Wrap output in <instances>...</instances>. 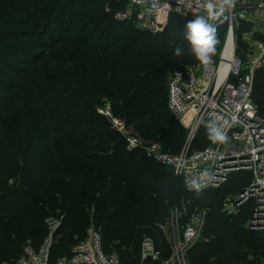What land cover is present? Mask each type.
<instances>
[{
  "label": "trees",
  "instance_id": "trees-1",
  "mask_svg": "<svg viewBox=\"0 0 264 264\" xmlns=\"http://www.w3.org/2000/svg\"><path fill=\"white\" fill-rule=\"evenodd\" d=\"M124 6L122 0H0V264H17L28 247L38 251L50 235L49 217L61 222L51 264L70 257L91 227L104 253L117 254L122 264L140 263L147 238L167 259L161 227L182 200L190 203L189 215L206 214L189 264H264V230L247 228L255 202L236 214L224 211L250 185L249 172L232 174L219 188L188 191L144 148L129 150L99 114L110 105L141 139L172 154L187 141L168 107V75L200 63L184 38L196 17L172 16L163 31L142 32L115 19ZM212 23L216 62L227 22ZM177 46L182 56L174 55ZM253 100L264 117V69L255 74ZM210 141L200 131L192 149Z\"/></svg>",
  "mask_w": 264,
  "mask_h": 264
},
{
  "label": "built area",
  "instance_id": "built-area-1",
  "mask_svg": "<svg viewBox=\"0 0 264 264\" xmlns=\"http://www.w3.org/2000/svg\"><path fill=\"white\" fill-rule=\"evenodd\" d=\"M122 1L125 6L115 13V19L130 22L142 32H161L172 16L206 15L203 7L206 0ZM220 20L227 22V32L218 60L186 71H175L168 81L169 110L187 130V141L178 154L165 151L157 142L145 143L113 114L110 105L98 112L125 139L129 150L144 148L148 158L168 168L182 180L188 191L196 192L190 189L188 182L205 170L213 179L200 192L219 188L234 173L249 172L250 185L236 198L228 200L224 211L229 215L236 214L241 206L253 200L256 206L247 228L261 231L264 230V117L254 103L253 90L256 72L264 69V0H235L234 6ZM242 25L261 27L242 34L247 44L246 56L239 53L236 44V33ZM213 121L224 132L226 140L210 141L205 148L193 150L198 133L207 132L206 125ZM203 213L199 227L187 225L181 234L174 223L177 214L172 212L171 221L161 227L170 244V257L162 259L153 240L147 238L142 243L139 264H189L187 253L201 239L206 216ZM46 223L50 230L48 239L38 251L26 248L25 256L17 264H51L50 249L61 222L49 217ZM170 224L173 230L168 236L166 229ZM54 264L122 263L117 254L104 253L100 232L91 227L86 239L72 249L71 256Z\"/></svg>",
  "mask_w": 264,
  "mask_h": 264
},
{
  "label": "clouds",
  "instance_id": "clouds-1",
  "mask_svg": "<svg viewBox=\"0 0 264 264\" xmlns=\"http://www.w3.org/2000/svg\"><path fill=\"white\" fill-rule=\"evenodd\" d=\"M235 0H206L203 7L206 15L196 16L190 20L185 28L184 38L187 40L194 58L203 65H208L216 51L217 26L212 21H219L225 12L234 6ZM184 49L175 47L174 55L182 56ZM208 138L213 142H224L226 136L215 121L207 125ZM213 179L209 171L205 170L197 178L191 179L188 184L199 194L201 188Z\"/></svg>",
  "mask_w": 264,
  "mask_h": 264
},
{
  "label": "rangeland",
  "instance_id": "rangeland-1",
  "mask_svg": "<svg viewBox=\"0 0 264 264\" xmlns=\"http://www.w3.org/2000/svg\"><path fill=\"white\" fill-rule=\"evenodd\" d=\"M110 10V5L107 6ZM106 7V8H107ZM108 8H107V11H108ZM120 8V7H119ZM109 12V11H108ZM168 24V23H167ZM166 24V26H167ZM165 26V27H166ZM165 27L161 30L163 31L165 29ZM241 28V27H240ZM254 29H257V30H260L261 27L259 25H255V27L253 26H247L244 30H243V33L244 32H248V31H252ZM240 33H236V44H237V47H238V50H239V53L244 54V56L247 55V44H245L244 42V37L243 35L241 34V36H239ZM241 40H240V39ZM258 40V39H257ZM225 42H226V37H225V40H223V47L225 45ZM223 49V48H222ZM201 65V63H199L198 65H188L187 66V69L189 68H197ZM177 71V70H176ZM175 72V71H174ZM174 72H171L168 76V79L170 78V76L174 73ZM129 131H134L133 129H129ZM145 143H148L146 141H144ZM236 198V197H234ZM233 198V199H234ZM233 199H229L230 201L233 200ZM190 203H187L185 202L184 200L181 201V205L180 207L181 208H175L173 210V213L177 214V217L174 218V223H175V227L179 229L180 233L183 234L185 232V230L187 229V225L189 226H194V227H199V225L201 224L203 218H204V213L203 212H198L196 214H192V215H189V213L186 211V208L187 206H189ZM181 209V210H180ZM183 219H185V226H183L184 224L182 223ZM171 221V217L169 219L168 222ZM172 227H171V224L169 225L168 229H166V232H167V235L169 236L171 231H172Z\"/></svg>",
  "mask_w": 264,
  "mask_h": 264
},
{
  "label": "water",
  "instance_id": "water-1",
  "mask_svg": "<svg viewBox=\"0 0 264 264\" xmlns=\"http://www.w3.org/2000/svg\"><path fill=\"white\" fill-rule=\"evenodd\" d=\"M240 202V200H237V203H239Z\"/></svg>",
  "mask_w": 264,
  "mask_h": 264
}]
</instances>
